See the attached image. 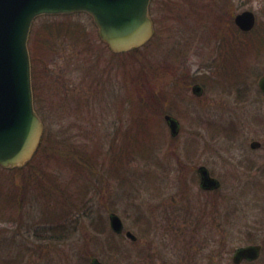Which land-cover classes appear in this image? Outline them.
Returning a JSON list of instances; mask_svg holds the SVG:
<instances>
[{
  "label": "rangeland",
  "instance_id": "374dc122",
  "mask_svg": "<svg viewBox=\"0 0 264 264\" xmlns=\"http://www.w3.org/2000/svg\"><path fill=\"white\" fill-rule=\"evenodd\" d=\"M246 10L256 19L251 34L233 23ZM149 15L150 41L120 53L100 40L85 13L32 23L30 33L53 23L51 31L68 34L53 39L54 53H44L46 64L36 69L38 88L45 89L39 152L20 172L0 167V264H89L91 257L105 264H189L191 236L203 264L214 262L213 254L228 264L232 248L245 242L242 225L258 203L240 194L239 176L258 177L264 166V98L257 90L264 0H151ZM194 83L204 88L201 98L191 93ZM164 114L178 120L176 137ZM218 124L230 129L218 131ZM252 140L259 150H250ZM190 141L199 143L195 162L213 168L222 187L218 214L184 234L186 194L202 193L191 171L180 175ZM263 189L250 180L242 191L260 197ZM111 212L135 243L111 231Z\"/></svg>",
  "mask_w": 264,
  "mask_h": 264
},
{
  "label": "water",
  "instance_id": "95a60500",
  "mask_svg": "<svg viewBox=\"0 0 264 264\" xmlns=\"http://www.w3.org/2000/svg\"><path fill=\"white\" fill-rule=\"evenodd\" d=\"M151 0H0V167L12 170L23 167L37 151L43 135V124L33 104L30 56L27 46L33 21L43 15L85 13L95 24L98 36L114 53L137 49L149 42L153 24L149 15ZM255 22L251 11L234 16L235 26L250 31ZM264 94V74L258 79ZM192 92L199 95L195 85ZM172 137L179 124L170 115L164 117ZM258 147L257 142L250 144ZM206 175V174H205ZM203 177V181H206ZM109 228L115 234L123 230L121 218L110 213ZM130 240L136 237L125 233ZM248 249H240L246 256ZM91 264H104L93 258Z\"/></svg>",
  "mask_w": 264,
  "mask_h": 264
},
{
  "label": "flooded vegetation",
  "instance_id": "af4514ba",
  "mask_svg": "<svg viewBox=\"0 0 264 264\" xmlns=\"http://www.w3.org/2000/svg\"><path fill=\"white\" fill-rule=\"evenodd\" d=\"M246 11H249V10H246ZM255 22H256V19H255ZM255 22H254L253 28L250 31L242 32L239 29H238V31L242 32L243 34H249V33L251 34V31L255 27ZM233 23H234V18H233ZM263 74L264 73H262V75ZM195 85L199 86L201 89V92L199 95H196L192 92V87ZM257 88H258V81H257ZM257 90L259 92V95H261L264 98V94L260 91V89L258 88ZM191 93L193 94V96H195L197 98H201L203 93H204V88L200 83H194L191 85ZM262 112L264 115V108H263ZM166 115H169V114H164V117ZM164 121H165V119H164ZM177 122H178V120H177ZM178 124H179V122H178ZM219 125L220 124H218V126H217L218 131H226V130H228V128L230 129V126L228 124L222 125V126H219ZM166 126H167V124H166ZM179 131H180V124H179ZM252 142H257L258 147L252 148L250 146V144ZM228 143H232V142H228ZM198 144L199 143L196 141H190L189 143L185 144V147H184L185 153H184L183 158H184V160H186V162L183 163L180 160V171H181L180 175L181 176L186 175V177H187L189 175V171H191V173H192L191 176L193 178L192 180L194 182V183H192V185L196 186V190L202 192V193H199L198 195L194 191L186 194L187 196H186L185 200L187 201V205L181 206V214H180L181 228H184V230H183L184 234H189V231H188L189 228L193 229L192 233L196 232L197 230H202L206 225L204 222V218L206 217V215H209V213H212L213 217H214L215 214H218L217 213L218 211L215 210V208L217 207V203H218L217 193L221 190L222 180L218 177V175L216 174V171L213 168L209 167L206 163H196L195 162L194 158H195V155L198 154V152H197ZM261 146H262L261 143L257 140H252L249 143L250 150H253V151L259 150L261 148ZM262 165H264V164H262ZM251 166H253V165H251ZM261 168H262L261 169L262 172L258 174V177L251 176L249 178H246L245 176H243V177L239 176V179L241 181L240 182L241 186L239 188L240 194H243V196H245L246 198H252L253 197L254 202H257L258 206H257V209H256L254 215L252 216V218L250 217L247 220H245L244 224L242 225V227L244 228L243 233L245 235V242L243 241L242 243H240L237 246H235L234 248H232V250L230 252V256L228 258V264H264V189H263L260 197H258V196L254 197V196H250V195L247 196L242 191L243 183L246 181H250V180L260 181V183L264 185V166ZM204 176L207 178L206 181H203ZM189 184H191V183H185V182L183 183V185L185 186V188H187V190L190 187ZM190 193H192L194 195L192 197V200L188 199V195ZM233 206L234 205L230 204L229 207L231 209L229 210V212H227L228 216L233 214ZM171 220H170V216H169L168 217V223ZM228 223L231 226L236 227V221L235 220L234 221L229 220ZM213 225H214V223L212 224V227H213ZM215 225H217L216 222H215ZM212 227H210V228H212ZM127 231H130V230H125L124 224H123L122 232L119 234H116V235L125 236V233ZM135 237H136L135 240H130L129 238H127L125 236L126 239L130 240L133 243H135L137 241V236L135 235ZM194 239L191 236L189 239L187 238L185 241V254L188 255V256H185V260L189 264H203L204 255L203 254L200 255L199 252L196 251L192 246ZM224 246L225 245L222 244L221 249H223ZM240 249H248L249 252L246 253L245 257H242L240 255L238 257H236V255L238 254ZM93 258H95V257L90 258L89 264H91V260ZM211 259L214 260V262L207 259L205 264H219L220 259H219V256H217L216 254H213ZM165 264H171V263H165Z\"/></svg>",
  "mask_w": 264,
  "mask_h": 264
},
{
  "label": "trees",
  "instance_id": "16d2710c",
  "mask_svg": "<svg viewBox=\"0 0 264 264\" xmlns=\"http://www.w3.org/2000/svg\"><path fill=\"white\" fill-rule=\"evenodd\" d=\"M42 17L47 18V17H53V16H42ZM50 24L54 25L53 23H50ZM50 24L49 23L44 24L43 26L39 27L35 33H33V31H32L30 33V36L28 39V44H29L28 49H29L30 62H31L33 101H34L35 110H36L37 114L41 117V120L42 119L44 120L43 116H44V109H45V106H44L45 98L43 96V92L45 93V89L41 90L40 88H38L39 77L36 74V72H37L36 69L40 65V63L46 64V60H44V53L45 54H46V52L54 53V51H55V49H53L54 42L52 44L53 39L54 40L57 38L59 39L60 36L68 34V33H63V32L51 31L50 30L51 28L49 27ZM44 31L46 32V34L43 33ZM61 33H63V34H61ZM82 36H83V34L80 32H79V35H77V37H79V38ZM57 41H55V44ZM80 51L83 52L84 48H82ZM40 148H41V146L39 145V148H38L37 152L35 153V155L39 152ZM22 170H23V168H21V169L19 168V169L13 170V171L20 172ZM16 196H13V197H16ZM111 245H114V244H111Z\"/></svg>",
  "mask_w": 264,
  "mask_h": 264
}]
</instances>
